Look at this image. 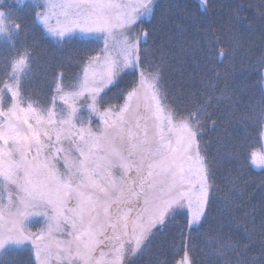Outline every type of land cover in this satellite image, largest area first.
Listing matches in <instances>:
<instances>
[{
	"label": "snow or ice",
	"instance_id": "1",
	"mask_svg": "<svg viewBox=\"0 0 264 264\" xmlns=\"http://www.w3.org/2000/svg\"><path fill=\"white\" fill-rule=\"evenodd\" d=\"M227 7L236 47L252 32L248 8L264 42V0ZM159 9V0H0V252L24 250L27 264H137L183 217L182 236L211 219L208 264H264V206L245 202L247 161L222 169L221 147L209 152L203 139L216 112L241 131L264 124V86L242 109L232 73L202 67L169 34L170 18L152 23ZM35 32L53 46L45 73L65 69L48 98L25 79ZM189 59L200 71L172 96L164 70ZM257 59L264 68V47ZM251 165L264 171V153ZM179 264H192L187 250Z\"/></svg>",
	"mask_w": 264,
	"mask_h": 264
},
{
	"label": "trees",
	"instance_id": "2",
	"mask_svg": "<svg viewBox=\"0 0 264 264\" xmlns=\"http://www.w3.org/2000/svg\"><path fill=\"white\" fill-rule=\"evenodd\" d=\"M160 9L157 12L156 24L160 20L161 12L170 18L169 34L178 33L193 49L199 53L198 59L201 66L215 69L220 73H232L236 83L242 89V105L255 103L259 100V87L263 86L259 79V74L263 72L258 62V56L264 42L261 41L260 21L253 17V8H248L243 14L249 17L252 25L251 35L245 34L241 46L236 47L233 43V33L229 31L228 22L230 10L228 4H235L240 0H208L207 8H203L198 0H159ZM245 4L256 5L259 0H242ZM143 26L151 27L145 24ZM1 40V39H0ZM35 40L31 50L32 56L38 52L49 53L52 55L53 46L43 39L39 32H35L29 37V43ZM230 50L227 58H221V50ZM0 63H3L0 58ZM32 67V65H31ZM165 80L170 87V95L180 96L187 88L185 81L190 74L198 73L200 69L195 68L191 60H186L181 65L171 61L165 68ZM48 74L46 85L42 88L39 95L45 97L51 93L53 87L49 81L54 78V69ZM216 120V128L209 129L204 136L208 142L209 152L215 153L221 147V157L218 166L230 169H240L241 164L247 161V166L243 169L244 178L247 180V195L244 199L251 211L255 209L259 213L264 206V187L260 186L261 178H264V171L251 165V153L261 147V133L264 124L247 123L241 131L223 112H216L212 118ZM259 217L257 216V219ZM184 224V218L178 217L175 224L171 225L163 233H157L151 244L150 253L141 257L137 264H157L158 261H165L166 264H176L187 249L191 257L192 264H208L210 245L206 240V233L212 226L209 219L203 228L192 231L185 227L183 236L178 225ZM19 253H7L1 261L5 264H27L29 254L18 249ZM11 256L12 260L8 261ZM31 259L34 261L33 256Z\"/></svg>",
	"mask_w": 264,
	"mask_h": 264
},
{
	"label": "rangeland",
	"instance_id": "3",
	"mask_svg": "<svg viewBox=\"0 0 264 264\" xmlns=\"http://www.w3.org/2000/svg\"><path fill=\"white\" fill-rule=\"evenodd\" d=\"M198 1L200 2L201 6L203 8H207L208 0H207L206 5L203 4V3H201V0H198ZM124 2L125 3H132V2H134V0H124ZM54 23H55V19H53V24ZM0 39L2 40V37H0ZM51 53H52L51 55H53V51ZM32 57H33L32 61H31L32 67H31L30 71H28L25 74V79H30V81H31L30 91H32L36 95H39L38 93H41V91H42V88L41 87H44L45 84L48 85L46 83V80L48 79V74H52L50 72L46 74L45 71H44V69L48 66V61H49L50 57H49V53H46V52L45 53L44 52H38V50H37V53L34 56H32ZM67 57H68V53H64L65 62L70 65L71 62L67 60ZM53 69H54V74L55 75L59 71L65 70L63 68H56V67H53ZM0 71H3V63H0ZM67 71H69V72L70 71H74V69L71 68V67H69L67 69ZM263 72H264V68H263ZM262 83H263V86H264V81H262ZM49 84H50L51 87H53L51 93H49L47 95V96L50 97L51 95H53L55 93V89H56V84L54 83V78L49 81ZM39 96H41V95H39ZM41 97L42 98H46V96L45 97L41 96ZM119 102L120 101H117L115 99L112 100V103H119ZM261 140H262V145H261V147H259L258 149H256L254 151L256 153H264V125H263V130H262V133H261ZM15 251H17L19 253L18 250H15ZM15 251L0 252V261L2 259H5L6 257H4V256L7 253H9V252H14V254H13V256H14L15 255ZM187 252H188V250H187ZM184 254H185V252L181 256V258L177 261L176 264H179V262L184 257ZM188 255H189V252H188ZM189 257H190V255H189ZM33 259H35L34 258V255H33ZM190 259H191V257H190ZM11 260H12V258H11V256H9L8 257V261H11Z\"/></svg>",
	"mask_w": 264,
	"mask_h": 264
}]
</instances>
